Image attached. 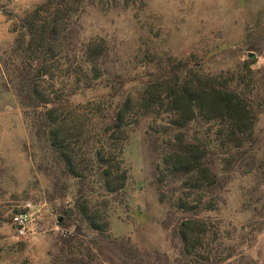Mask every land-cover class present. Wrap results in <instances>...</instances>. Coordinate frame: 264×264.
<instances>
[{"label":"rangeland","instance_id":"374dc122","mask_svg":"<svg viewBox=\"0 0 264 264\" xmlns=\"http://www.w3.org/2000/svg\"><path fill=\"white\" fill-rule=\"evenodd\" d=\"M45 1L0 0V264H264V0H69L77 5L73 45L67 61L54 57L44 84L62 98L73 104L102 98L109 113L179 60L181 75L194 69L215 77L253 115L237 149L219 144L215 123L181 130L206 146L202 159L215 177L210 187L189 190L182 178L157 174L180 129L162 110L138 116L121 144L127 177L115 192L102 188L84 146L74 155L81 176L69 175L39 129L41 116L16 94L21 52H14L11 24ZM88 40L104 45L102 76L90 89L72 90L76 57ZM181 195L186 208L177 206ZM24 202L31 221L17 235L10 215ZM85 214L95 217L97 229ZM185 219L203 223L192 227L187 245L178 231Z\"/></svg>","mask_w":264,"mask_h":264},{"label":"trees","instance_id":"16d2710c","mask_svg":"<svg viewBox=\"0 0 264 264\" xmlns=\"http://www.w3.org/2000/svg\"><path fill=\"white\" fill-rule=\"evenodd\" d=\"M70 1L46 0L25 12L18 23L11 24V31L17 34L14 52H21V72L13 75L16 94L26 110L41 116L39 129L66 172L73 177L81 176V160L76 161L74 155L84 146L87 155L90 154L87 161L96 167L102 188L106 192L121 189L127 172L120 167L119 154L127 128L138 116L162 110L169 115L168 124L180 130L174 134L171 149L161 156L157 168L159 178H182V187L188 190L213 185L215 177L202 159L206 146L185 139L181 130L191 123H215L214 134L219 144L237 149L251 132L253 115L249 105L233 88L215 81V77H200L194 69L181 75L179 70L185 64L179 60L176 69L163 71L160 77L150 76L136 98L126 95L109 113L105 110L111 105L102 98L74 104L68 98H62L60 93L44 84L53 76L54 57L65 58L73 45L70 24H74L72 18L76 15L77 5ZM79 51L69 83L72 90L90 89L93 81L102 76L97 62L104 45L88 40ZM7 70L4 76L7 75L10 81ZM64 72L69 75L67 69ZM186 196H178L177 206L187 207ZM83 216L91 228H98L94 216ZM194 226H203V223L185 219L179 224V235L185 245L193 240L190 230Z\"/></svg>","mask_w":264,"mask_h":264},{"label":"built area","instance_id":"2783aa9c","mask_svg":"<svg viewBox=\"0 0 264 264\" xmlns=\"http://www.w3.org/2000/svg\"><path fill=\"white\" fill-rule=\"evenodd\" d=\"M31 216L30 204L28 202H24L11 213L10 224L17 235H23L27 231Z\"/></svg>","mask_w":264,"mask_h":264}]
</instances>
